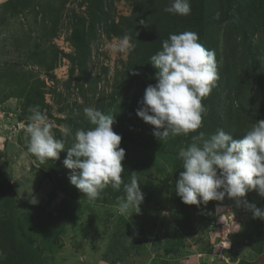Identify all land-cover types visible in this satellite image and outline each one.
Returning a JSON list of instances; mask_svg holds the SVG:
<instances>
[{
  "label": "rangeland",
  "instance_id": "rangeland-1",
  "mask_svg": "<svg viewBox=\"0 0 264 264\" xmlns=\"http://www.w3.org/2000/svg\"><path fill=\"white\" fill-rule=\"evenodd\" d=\"M82 1L0 0V173L15 195L0 197V211L7 209L5 220L25 241L31 264H264V117L255 119L257 110L240 108L264 96V87L239 56L232 57L228 73L232 87L223 84L215 114L203 113L196 140L187 142L188 128L182 130L172 116L165 137L150 130L145 139L120 146L124 156L112 167L108 196L101 181L86 193L74 168L86 146L81 125L99 101L107 103L121 90L118 74L133 43L110 38L99 26L86 75L77 66L71 74L78 55L72 24L89 16ZM146 1L114 0L108 17L130 16L140 2L149 11ZM219 26L209 30L223 50ZM148 29L144 22L139 33ZM252 46L264 65V28ZM179 101L171 93L164 111ZM259 101L262 107L264 98ZM67 143L72 162H56ZM189 149L190 168L182 173Z\"/></svg>",
  "mask_w": 264,
  "mask_h": 264
},
{
  "label": "trees",
  "instance_id": "trees-1",
  "mask_svg": "<svg viewBox=\"0 0 264 264\" xmlns=\"http://www.w3.org/2000/svg\"><path fill=\"white\" fill-rule=\"evenodd\" d=\"M113 2L83 0L81 5L88 3L89 16L75 20L71 34L78 49V55L72 58L71 74L77 66L81 77L86 75L90 45L98 35L99 26L110 38L127 37L133 43L125 70L118 74L116 87L121 86V90L116 89L107 103L99 101L90 118L82 122L81 141L86 146L74 159L76 176L82 178L86 193L94 192V182L101 181L104 196H108L106 187L114 179L112 167L124 156L120 149L124 143L143 140L146 131L150 130L165 137L172 116L174 120H180L182 130L188 128L187 142L197 139L203 113L215 114L223 84L232 87L233 80L228 75L233 69L232 57L239 56L243 67L248 65V73L257 76L256 84L264 87V65L257 59L256 47L252 46L253 37L264 28V0H148L145 4L151 7L149 11L140 2L134 14L121 16L118 21L108 17ZM58 21L53 20L50 24V33L58 31ZM144 22L149 29L141 35L139 29ZM218 23L219 29H224L226 44L223 50L209 30V25ZM55 65L53 60L50 69L53 70ZM210 87L215 89L209 93ZM171 93L178 94L180 101L175 108L164 111L163 101L168 102ZM263 98L258 96L253 102H241L240 108L243 112L257 110L259 115L255 119L262 118L264 104L259 106V100ZM152 106L155 107L152 108L154 119L150 120L147 109ZM71 135L68 134V141ZM70 145L67 143L57 153L56 162H72L68 154ZM88 145L90 148L86 151ZM191 154L189 149L182 173L190 168ZM0 177L3 179L0 197L13 198L12 186L5 175L0 173ZM128 177L129 174L122 176L124 185L128 184ZM178 178L185 181L182 174ZM7 212V209L0 211V264H31V255L24 250L25 241L19 240L16 228L5 220ZM25 240L31 245L35 243L29 236Z\"/></svg>",
  "mask_w": 264,
  "mask_h": 264
},
{
  "label": "bare ground",
  "instance_id": "bare-ground-1",
  "mask_svg": "<svg viewBox=\"0 0 264 264\" xmlns=\"http://www.w3.org/2000/svg\"><path fill=\"white\" fill-rule=\"evenodd\" d=\"M228 248V247H227Z\"/></svg>",
  "mask_w": 264,
  "mask_h": 264
}]
</instances>
